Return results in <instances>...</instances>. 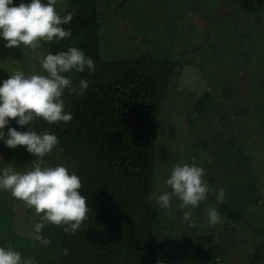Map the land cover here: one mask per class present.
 Masks as SVG:
<instances>
[{
	"label": "rangeland",
	"instance_id": "374dc122",
	"mask_svg": "<svg viewBox=\"0 0 264 264\" xmlns=\"http://www.w3.org/2000/svg\"><path fill=\"white\" fill-rule=\"evenodd\" d=\"M69 1L62 0L57 4L60 14L61 7L70 12L76 9ZM95 7L98 32L94 44H97L98 61L103 66L142 57L149 51L155 58L149 60L154 67L166 68L171 62L175 64L170 77L172 84H169L172 88L170 109L167 110L169 119L164 123L160 118L158 124L161 138L157 140L160 150L155 159L156 177H169L175 163L189 161L202 166L206 161L204 170L221 178V169L215 158L220 162L224 157H216L219 150L211 149L205 142L212 135L209 128H225L229 123L242 132L249 131L245 139L246 150L255 171L256 166L264 165V9L259 13L246 12L228 0H96ZM5 44L0 37V84L17 70L26 76L40 74L44 48L49 42L42 41L41 47L35 51L23 45L7 48ZM207 89L212 91L205 103L209 113L198 118L190 108L195 95ZM8 127H14V120ZM59 158L57 153L44 157V164L67 168ZM35 159L25 146L13 149L0 140V174L5 168L20 173L30 171ZM225 180V200L234 201V208L241 211V217L231 234L217 233L221 228L214 230L218 249L214 264H264V186H259L262 191L258 199L248 202V197L239 193L242 184L248 181H238L232 176L229 181L226 176ZM167 189L171 191V188ZM241 196H244L243 201ZM173 200L175 211L169 212V207L167 214L161 213L164 208L156 203L158 210L148 215V220L154 226L168 227L176 212L173 227L179 231L178 240L188 253L180 255V261L173 258L158 263L199 264L195 238L213 229L201 230L194 209H181L179 198L173 197ZM188 211H191V220L182 222ZM41 215L14 198L10 191L0 189V247L19 252L22 260L54 264L49 262L53 256L48 261L47 257L39 259L40 244L26 240L27 236L42 235L53 238L54 243L60 245L64 236L60 226L45 222L46 227L41 233L36 232L35 225L40 222ZM128 224L133 225V222ZM168 235L174 238L173 234ZM172 238L166 239L168 249L172 247ZM163 239L162 234L158 242L163 243ZM126 243L120 242L113 250L114 259L124 264H140L136 263L137 252Z\"/></svg>",
	"mask_w": 264,
	"mask_h": 264
},
{
	"label": "trees",
	"instance_id": "16d2710c",
	"mask_svg": "<svg viewBox=\"0 0 264 264\" xmlns=\"http://www.w3.org/2000/svg\"><path fill=\"white\" fill-rule=\"evenodd\" d=\"M228 1L239 5L246 12L259 13L264 9V0ZM23 2L30 3V0ZM42 2L46 3L47 0ZM13 3L18 6L21 0H13ZM69 3L75 5L76 9H72V21L63 27L71 30V36L45 45L44 57L49 53L56 54L76 47L92 58L96 66L95 71L89 73L86 67L83 72L73 70L65 74L72 76L77 88L81 80L89 82V87L83 95L69 94L65 90L62 98L65 101V112L73 115L71 122L48 124L45 120L37 118L32 127L38 134L47 131L58 137L59 143L45 157L57 153L60 161L67 164L69 172L81 179L82 187L79 191L86 198L88 219L84 222V228L75 234L65 232L64 228L60 227L64 232L60 245L54 243L53 238L45 236L49 241L46 246L36 235L27 236L26 240L31 244H40L39 259L47 257L48 261L53 256L49 262L54 264H124L114 259L113 255V250L118 248L120 242H127L125 245L137 252L136 263L159 264L160 261L173 258L177 259L176 262L180 261V255H187L188 251L184 252L183 244L178 240L179 231L173 227V219H177L176 212L168 227L156 224L154 226L148 220V215L158 210L155 206V195L165 191L171 192L167 189L170 186L166 184L168 176L161 179L156 177L155 159L160 150L157 147V140L161 138L159 119L162 118L164 123L169 119L167 110L170 109L168 104L172 96V88L169 86L172 84L170 77L175 64L171 62L169 67L156 68L149 61L151 58L155 59L149 51L144 52L142 57H132L117 61L115 65L103 66L98 61L97 44H94L98 32L96 0H70ZM69 12V9L63 8L61 15ZM40 74L47 73L42 68ZM210 95L211 89L195 95L190 111H194L198 118H203L209 113L205 103ZM210 107L209 105V110ZM14 127L18 131H28L30 128L29 125L19 126L15 120ZM210 129L212 135L208 136L209 139L205 143L209 144L211 149L219 150L217 152L220 154H216V157L224 159L219 162L215 158L218 162L216 165L221 169V178L205 171L204 180L212 192L194 209L201 230L213 229L195 238V254L199 264L215 262L218 249L215 247L217 242L213 237L214 230L221 228L217 233L222 231L231 234L240 221L241 211L234 208V201L224 200L223 203H217L215 199L216 192L225 187L226 176L227 181L231 176L238 181H248L242 184L239 192L248 197V202L254 198L258 199L259 192L262 191L259 186H264V165L256 166L259 171L257 173L249 161L250 154L246 150L245 142L249 131L242 132L233 128L231 123L225 128ZM206 163L205 161L200 167L204 169ZM178 164L197 165V162L185 161L175 163L174 166ZM231 192H235L234 189H231ZM240 198L244 200V196ZM174 204L172 199L169 212L175 211ZM213 206L220 216V221L215 226L209 225L207 221V211ZM161 213L167 214V209ZM14 216L15 214L13 220ZM128 222H133V225ZM162 234L165 239L160 243L158 241ZM168 234H173L174 238ZM218 236L220 235L217 234ZM168 237L173 240L171 249L167 248ZM232 238L230 239L233 240ZM34 262L46 264L40 263L41 261Z\"/></svg>",
	"mask_w": 264,
	"mask_h": 264
},
{
	"label": "clouds",
	"instance_id": "9594fccd",
	"mask_svg": "<svg viewBox=\"0 0 264 264\" xmlns=\"http://www.w3.org/2000/svg\"><path fill=\"white\" fill-rule=\"evenodd\" d=\"M60 2L62 0H47L46 3L30 0V3H24L21 0L17 6L13 0H0V37L6 41L5 47L20 48L23 45L35 51L41 47L42 41L50 43L69 38L71 30H66L63 25L72 21L74 13L61 15L57 11ZM41 66L46 75L26 76L23 71L17 70L0 84V140L13 149L25 146L36 157L32 170L25 173L16 172L12 168L3 169L0 189L10 191L14 198L34 208L38 215L42 214L40 222L35 225L37 233H41L47 222L75 234L84 228L89 212L86 198L79 191L82 187L81 179L63 165L50 167L44 164L43 158L52 152L59 139L47 131L38 134L32 125L37 118L48 124L71 122L73 115L65 112V101L62 98L65 90L69 94L83 95L89 82L81 80L77 88L72 76L65 74L73 70L83 72L86 67L91 73L96 66L91 57L76 47L47 54L41 60ZM11 120H15L21 127L29 125L30 128L28 131H18L15 127H8ZM204 176L205 170L196 164L176 165L166 179L171 192L155 195L156 203L168 209L173 197H176L181 201V209H195L212 192ZM225 197L223 188L215 194L217 203H223ZM191 218V211L185 212L182 222H188ZM207 221L212 226L220 221L215 207L208 209ZM36 238L45 246L49 243L42 235ZM0 264L34 262L31 259L22 260L21 254L11 248L0 247Z\"/></svg>",
	"mask_w": 264,
	"mask_h": 264
}]
</instances>
